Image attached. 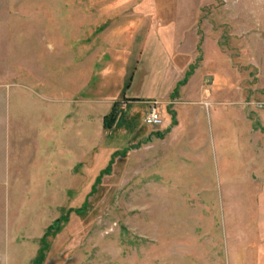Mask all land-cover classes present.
<instances>
[{
	"label": "rangeland",
	"instance_id": "obj_1",
	"mask_svg": "<svg viewBox=\"0 0 264 264\" xmlns=\"http://www.w3.org/2000/svg\"><path fill=\"white\" fill-rule=\"evenodd\" d=\"M181 91L239 107L227 167L238 135L264 176V0H0V264H225L218 209L174 192Z\"/></svg>",
	"mask_w": 264,
	"mask_h": 264
},
{
	"label": "crops",
	"instance_id": "obj_2",
	"mask_svg": "<svg viewBox=\"0 0 264 264\" xmlns=\"http://www.w3.org/2000/svg\"><path fill=\"white\" fill-rule=\"evenodd\" d=\"M159 47L167 58V72L180 74V68L173 66L165 54L167 45L162 42ZM176 82L177 79H171L168 91ZM169 95L167 92L149 101L168 100ZM197 96L200 100H194ZM197 96L189 97L181 91L170 105L176 119L167 134L172 149L174 192L195 197L202 194L203 205L213 204L218 209L219 248L225 264H264V176L243 168L245 155L240 136L235 135L232 143L236 152L230 155L235 157L234 168L227 167L229 160L225 155L228 147L224 124L228 117L242 122V113L237 106H213L212 102L218 103V99L205 103L202 91ZM169 121L166 118L168 124Z\"/></svg>",
	"mask_w": 264,
	"mask_h": 264
},
{
	"label": "built area",
	"instance_id": "obj_3",
	"mask_svg": "<svg viewBox=\"0 0 264 264\" xmlns=\"http://www.w3.org/2000/svg\"><path fill=\"white\" fill-rule=\"evenodd\" d=\"M157 102L153 101L150 104L149 111L145 117V121L147 124L152 126H158L163 122V118L161 117V113L158 109Z\"/></svg>",
	"mask_w": 264,
	"mask_h": 264
},
{
	"label": "trees",
	"instance_id": "obj_4",
	"mask_svg": "<svg viewBox=\"0 0 264 264\" xmlns=\"http://www.w3.org/2000/svg\"><path fill=\"white\" fill-rule=\"evenodd\" d=\"M115 114H116V111L113 110V112H111L109 115L105 116L104 120H105V127L106 128L110 127L111 122H113V120L116 116Z\"/></svg>",
	"mask_w": 264,
	"mask_h": 264
}]
</instances>
